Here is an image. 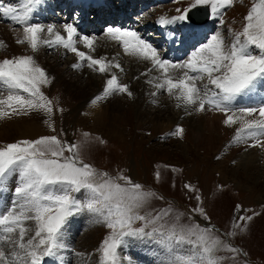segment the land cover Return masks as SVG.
<instances>
[{
    "label": "snow or ice",
    "instance_id": "6c2138e0",
    "mask_svg": "<svg viewBox=\"0 0 264 264\" xmlns=\"http://www.w3.org/2000/svg\"><path fill=\"white\" fill-rule=\"evenodd\" d=\"M44 2L23 0V7L18 8L0 0V15L22 29L16 43L26 45L32 53L39 52L42 46L52 50L63 48L78 58V62L72 65L74 69L86 65L94 72L107 75L102 92L90 101L91 108H99L113 95L131 97L129 86L121 83L112 71H124L116 58L91 54L96 51V37L82 34L73 23H65L61 31L55 25L33 22V14ZM234 2L194 0L182 11L178 8V16H162L158 23L167 26L185 22L194 29L195 22L189 13L207 6L210 8L209 18L219 19L222 25L221 10L233 6ZM244 19L242 31L232 33L231 43L225 42L221 32H213L205 42L197 41L199 47L183 62L164 58L157 46L135 29L109 24L104 34L122 48L124 55L149 63L148 72H159L154 78L157 91L152 96L160 91L166 92L187 116L222 113L225 126L239 125L228 147L243 144L245 150L252 147L264 149V99L258 106H238L241 101L256 96L259 87L264 85V0L253 4ZM44 35L47 38H43ZM195 35V31H191L180 42L185 43ZM78 43L89 51H81ZM5 46L0 41V47ZM205 80L206 83H201ZM52 83L53 79L37 63L34 55L0 60V86L7 90V95L0 98V119L42 113L46 117L44 122L55 132L54 117L63 109L42 90ZM185 131L177 124L168 136L182 140ZM82 135L84 139L78 142L47 135L34 140H19L0 148V192L7 190L11 177L16 178L11 203L0 200V264H45V258L54 257L63 249L74 256H84V253L70 248L64 239L70 219L84 214L93 224L108 230L96 250L100 257L97 264H124L125 261L132 264L131 258L122 257L121 252L136 243L159 248L161 258L158 264H223L225 260L240 264L239 258L248 255L230 241L244 234L259 213L244 215L251 210L238 204L229 229L217 234L202 206L201 195L191 197L197 204L187 213L179 212L171 205L151 208L153 200L164 198L123 173L111 177L99 172L81 158L91 143H106L98 135L93 137L87 132ZM156 178H160L159 173ZM218 187L221 191L224 188L223 185ZM184 188L191 193L197 192L190 183ZM78 193L82 198L77 197ZM197 217L206 223L201 224ZM185 218L187 223L183 222ZM29 221L34 227L28 226ZM221 251L230 255L218 256Z\"/></svg>",
    "mask_w": 264,
    "mask_h": 264
},
{
    "label": "rangeland",
    "instance_id": "374dc122",
    "mask_svg": "<svg viewBox=\"0 0 264 264\" xmlns=\"http://www.w3.org/2000/svg\"><path fill=\"white\" fill-rule=\"evenodd\" d=\"M68 1L69 0H45V4H43L44 8H39L38 11L33 14V16H35L33 17V22L44 25H55L62 31V25L75 22V20L81 17L85 12L82 1L76 2L74 0L77 4H75L71 10H69V6L72 5L73 2L71 1L68 3ZM4 2L13 6L19 3L18 0H4ZM56 2H63V8H66L65 11H62L60 8L58 9L60 6ZM107 2L108 5H110L109 3H114V0H108ZM193 2L194 0H179V2H177V0H168V2L158 3V1L155 0L153 1V5L149 1L146 4L147 6L145 5L146 10H139L138 8V10L133 11L134 13L131 14V16L134 18L146 13L142 20L145 28L144 30L138 31L141 35L145 32L146 36L143 37L146 39L148 36H152L154 32L158 31L160 25L158 20L160 17L164 16L171 18L178 16L180 14L176 11L178 8L182 11ZM255 3H258V0H235L233 6L222 9L221 15L223 24L221 25L219 19H211L207 27H205V30L210 28L208 34H206L208 35L207 37H210L213 32L219 31L224 36L225 42L231 43L232 33L242 31L245 24L244 18ZM142 5H144V3ZM138 6H136V8ZM94 14H96V11L95 13H93V11H89L88 13L89 22L92 27L85 29V34L80 32L89 37H96V42L105 41L107 45L112 47V52L113 50L114 53L117 51L118 55L115 53L116 60L124 69L123 72L120 71L121 74L120 72L118 73L120 75L114 72L119 77L120 82L123 84L130 82V72L129 69H127L128 60L135 62L138 66L144 64L148 72L151 65H147V62H136L134 58L124 55L122 48L104 34L105 29H103V27L105 25L115 24V22L118 23V20L107 15L103 19L104 23L102 26L98 28L99 30L94 32L92 29L98 27V25H96L98 24V20L103 18V16L100 18L97 16L94 19ZM111 15L114 16V14ZM36 17L38 19H35ZM63 19H67L68 22H65ZM178 23L179 22L174 23L173 27ZM0 26H5L6 29L9 28L6 34L11 35L12 38L22 35L20 26L15 22H8V20H5L4 16L0 19ZM169 26H172V24H169ZM150 28H154V31H151ZM177 28L179 29V27ZM160 38L161 39H158L154 45H159L158 50L161 48L168 49L167 44L163 46L160 44L163 37L160 36ZM204 41L201 40L200 43ZM82 45V43H78L77 47L81 51L87 52V49L82 47ZM14 47L18 49V54L16 56L32 55L30 49H24L25 45H19L16 41L14 42ZM252 51L257 52L258 50L252 49ZM53 53H56V50L51 53H44L46 55L38 59L37 63L43 67L49 77L53 79V83L48 87H44L42 90L50 99L54 100V103L58 101L57 107L63 109L62 113L57 112L54 117L56 131L53 132L48 124L44 122L46 117L42 113H32L25 117H43L40 118L38 122L40 126L47 127V133L45 132L44 134H26L25 129L20 125L26 126L28 123L19 121V116L12 117L11 119H0V148L19 140H34L47 135H57L62 140L70 142L82 141L84 139L82 133L84 132L90 133L93 137L98 135L106 141V143L100 144L98 141L91 143L82 152L81 158L84 159L86 163L91 164L99 172L107 173L111 177H116L118 174L123 173L131 177L133 182L140 183L146 189H151L155 191L158 196L164 198L163 200H153L151 208L160 209L171 205L175 210L187 213L189 209L195 207L197 204V201L191 197L198 194L203 198L202 206L206 209L211 218L210 222L213 221L211 224H216L223 232H226L233 222V218L237 213L236 205L239 204L242 205L244 209L251 210L244 212V215H252L253 212L259 213L260 215L254 216L253 220L249 223L248 230L230 242L248 254L246 257L241 256L239 258L240 264H264V149L252 147L245 150L244 145L241 150L234 151L237 145L233 144L231 147H228V149L223 148L227 140H232V132H230V135L228 134L226 138H223L224 134L212 130L211 134L214 135L213 138L220 139L218 145H216L217 141H209L207 139L210 133L208 131L200 133L202 134L200 136L193 135L191 137V131L189 127L187 128L186 126L187 116H182L179 112L174 110V107L170 108L172 116L183 117V119L178 123L175 121L172 123L173 125L170 126H176L177 124L182 125L186 130L184 139L181 140L173 136H168V133L174 131L175 127L167 129L166 133L160 136L156 134V129L154 130L152 128L154 125L148 128L149 123L146 122L141 124L143 122L137 114V111L138 113L141 111L146 114L145 116L148 115L150 118L151 116L154 117V115H160L162 117V119H160L161 121L165 117V120L162 121L163 125H168V122H166L168 121V114L165 113V116L158 114L157 111L159 108L153 106L154 104L146 105L147 96H144L145 98L143 97L142 108L137 109L135 105H133L134 102L132 98L127 94L113 95L114 101H117L121 109L119 111V120L112 125H115V129L121 131L122 137L112 138L108 136V134H105L107 131L106 126L111 125V121L108 119H103V126L100 125L102 126H99L100 131L97 130L96 132L94 131L96 129L93 130L96 124L95 122L86 120L83 117L84 115H77L78 112H81V108L79 106V101L75 100L76 98L71 91V88H73L72 85L74 84L78 87H84L86 85L88 80L81 72H83V69H87V66L84 65L78 70H71L72 73L68 72V76L64 74V72L67 71L66 62H70L74 54L65 51L63 57L58 59L56 65L52 58ZM190 53L185 54L181 60L174 59L173 62L186 61L189 59ZM5 57L10 58L12 56H10V53L6 52L4 48L0 47V60ZM164 58L166 57L164 56ZM51 67L55 69L53 71L55 76H63L65 82L69 84L64 86L61 84V81L54 83L55 76L50 73ZM114 70L116 71V69ZM87 71L88 75L98 83L96 86L90 85L93 90L92 94L94 95V93L96 94L98 89L102 88L104 85L106 76L105 74L91 71L89 68ZM152 73L153 78L159 75L157 71H152ZM206 82L205 80L201 83ZM133 84L136 85V83ZM158 94L161 95V97L158 98L157 96L155 100L158 102L160 101V104L164 105V103L166 104L169 102L173 104L177 103L174 98L169 100L170 96L164 91ZM5 95H7V90L0 86V96ZM88 108L91 107L89 106ZM201 115L204 117V113ZM20 118L24 119V116L19 117V119ZM28 127L31 128L32 126ZM157 129L160 131V126H158ZM215 147L217 149L213 151ZM65 155H67V153H65ZM217 157H219V159H217ZM246 159H253L255 165L254 169L245 170L246 168L244 166L246 164ZM233 161L236 163L233 164ZM157 173L160 175L159 179L156 178ZM186 183L192 184L197 189V192H188L184 188ZM15 184L16 178L14 177L13 181L10 178L7 183V190L0 192V200L7 203L9 202V196ZM220 185L224 186L222 191L218 187ZM76 195L78 198H82L81 194L78 193ZM197 220H200V223L201 221L206 222L200 217H197ZM183 222L187 223V219L185 218ZM27 224L30 227H34V223L31 221L27 222ZM107 233L108 230L105 227L93 224L86 214L71 218L64 239L69 244L70 248L75 249L76 252L84 253L85 255L77 257L72 255L69 250L63 249L60 250L56 256L45 258V264H68V262H71V264H97L100 257L96 250L100 247L101 241L106 237ZM217 234H220V232L217 231ZM62 255L66 256L65 261L62 259ZM86 255L88 256L86 257ZM217 255L229 256L230 254L221 251ZM121 256L130 257L132 264H158L161 258V251L155 245L136 243L125 248L121 252ZM90 258L92 260H90ZM146 259L147 262H145ZM59 260H62V262H59ZM124 264H128V262L125 261ZM223 264H232V262L230 260H225Z\"/></svg>",
    "mask_w": 264,
    "mask_h": 264
},
{
    "label": "bare ground",
    "instance_id": "6f19581e",
    "mask_svg": "<svg viewBox=\"0 0 264 264\" xmlns=\"http://www.w3.org/2000/svg\"><path fill=\"white\" fill-rule=\"evenodd\" d=\"M19 3L18 5H16L18 8H22L23 7V0H18ZM89 1V0H88ZM105 5H107V1L108 0H102ZM151 2V4L154 5L153 1L155 0H120V1H116L114 0V3H109L110 5H107V6H99L98 10H99V13L97 14V16L100 18L101 16H103L102 19H100L99 23L102 24L103 22V19L105 18V16H107L109 13L112 14V10H115V14L116 12L118 11H124L127 12V11H130V7L133 6V5H138V4H142L144 3V5H146L148 2ZM57 4H59L60 7L63 6V2L62 3H58L56 2ZM45 4V3H43ZM43 4L38 6L37 7V10L36 12L38 11L39 8H44L43 7ZM117 4V6H116ZM52 5V4H51ZM147 6V5H146ZM52 7V6H51ZM64 7V6H63ZM139 7V6H138ZM49 8V7H48ZM149 8V7H147ZM59 9V8H58ZM45 15V14H44ZM146 15V13L142 14V18ZM35 17V16H33ZM115 17V15H114ZM140 17V18H141ZM5 20H8V22L10 23H13L14 21L10 20L9 18L7 17H4ZM112 18V16H111ZM206 23V22H205ZM140 24L144 25L143 22L140 21ZM44 25V24H42ZM98 25V24H97ZM78 26V30L81 31V32H85L84 30H82V28L80 27V25H77ZM106 26V25H105ZM108 26V25H107ZM174 24H172V26L170 27H173ZM207 27V26H206ZM98 28V27H97ZM9 29V28H8ZM5 26L1 27L0 26V41H3L4 44L6 45L5 47H2L5 49L6 52H9L10 53V56H16L18 54V49H15L16 47H14V42L20 38V37H16V38H12L11 35H7L6 32L7 30ZM187 30L188 29H192L190 27H187L186 28ZM194 29L197 31V36H195L194 38L197 39V38H202V31L205 30V27H203L202 29L199 28V27H194ZM208 29V28H207ZM43 38H47L46 35L43 36ZM205 39L202 38V41H204ZM99 41V40H97ZM111 45V44H110ZM114 46V45H112ZM193 46V45H192ZM82 47H84L82 45ZM96 51L94 53H91L92 55L94 56H105V57H108L109 59L111 58H116V55L115 53H117V51L114 53V50L112 52V47L107 45L105 41L101 42H96ZM23 48V47H22ZM85 48V47H84ZM115 48V47H114ZM24 49H29L26 45L24 47ZM175 49V47H174ZM89 50L87 49V52ZM162 55L163 57L165 56V52L166 51H162ZM48 52H54V50L52 49H49L48 47L46 46H42L39 50V52L37 53H32V55H34V58L36 59V61L38 59H40L42 56L46 55L44 53H48ZM65 53V50L63 48H59L58 50H56V53H53L52 54V58L54 59V63H58V59L62 58L63 55ZM118 55V53H117ZM178 53H174L172 54V58H175L176 57H179L177 56ZM56 57V58H54ZM126 57V56H125ZM121 58V57H119ZM120 60V59H119ZM136 62H138L137 60H135ZM78 62V58L74 55L73 59L70 61V62H66V65H67V71L64 72V74L68 75V72L72 73L71 70H75L72 65L77 63ZM127 69H129V75L131 77L130 79V82H126V84L129 86V90L132 92V101L134 102L133 105H135V107L138 109V108H142V101H143V97L144 96H147L148 99H147V102H146V105H152L154 104L153 106H157L159 109L157 111L158 114H162L163 116H165V113L168 114V122L167 124L168 125H163L162 121L165 120V117L163 118V120L161 121L160 119H162V117L160 115H154V117L151 116V118L147 115L145 116L146 114L144 112H139L137 111V114L138 116L140 117L141 121L143 123L141 124H144V123H149L148 125V128L151 127V125H154L152 126V128L156 131V134H159L160 136L161 135H164L167 131V129H172V127H176V126H170V125H173L172 123H174L175 121L180 122L181 121V117H174L172 116V114L170 113V108L171 107H174V110H176L177 112H179L182 116H185V113H184V110L182 108L178 109L176 107V103L173 104L172 102H169V103H164L163 104H160V101H156L155 98L158 96L161 97V95H159L158 92L156 96H152L151 94L153 92H156L157 90L155 89L154 87V83L156 82L154 80V78L152 77L153 73L155 72H147V67L144 66V64H141L140 66H138V64H136L135 62L131 61V60H128V63H127ZM147 65H150L147 63ZM126 67V66H125ZM150 67V66H149ZM123 68V67H122ZM88 69V68H87ZM87 69H83V72H81V74L84 75V77L86 76V79L88 80L86 85L84 87H78L76 86L75 84L72 85L73 88H71V91L74 95V97L76 98L75 100L79 101V106H80V113L78 112L77 115H84L83 117L86 119V120H92L93 122H95V126L93 128L96 129L94 131L97 132V130H99V126L102 125V122L105 120V119H108L109 121H111V125L109 126H106L107 127V131L105 132V134H108V136H111L112 138H120L122 137L121 136V131H119L118 129H115V125H112L114 122H117L119 120V111H120V107L118 104H117V101L115 100L114 101V96H111L107 101H105L99 108H88L89 107V104H90V101L91 99L100 94L103 90V87L105 86V81H104V85L102 86V88L98 89V91L96 92V94L94 93V95L92 94V89L90 87V85L92 86H96L98 83L93 79L91 78V76L88 75V71ZM55 69L53 67H51V70H50V73L54 75V71ZM78 70V69H77ZM90 70V69H89ZM92 71V70H91ZM113 73L116 72L117 74L120 72L118 69H116V71L113 69L112 70ZM77 72V71H76ZM56 73V72H55ZM142 73H147L146 75H142ZM152 73V74H151ZM121 74V72H120ZM118 74V75H120ZM156 74V73H155ZM106 79L108 78L107 75H105ZM155 77V76H154ZM119 78V77H118ZM97 80V79H96ZM153 81V83H149V81ZM61 81V84L66 86L68 85L69 83L65 82L64 80V77L63 76H55V79H54V83L55 82H60ZM133 83H136V85H134ZM133 84V85H132ZM71 86V87H72ZM70 90V89H69ZM6 96V95H5ZM3 96H0V98H2ZM145 98V97H144ZM171 99H173L172 97H169ZM166 100V98H165ZM155 101V103L153 102ZM247 99L246 100H243L242 103H247ZM250 102V100H249ZM116 103V104H115ZM241 104V102H240ZM145 105V104H144ZM78 107V106H77ZM83 108V109H82ZM78 109V108H77ZM70 110V109H69ZM156 112V111H155ZM156 113V114H157ZM202 113H193V115L191 116H187V123H186V126L187 128L189 127L190 131H191V137L193 135H202L200 133H203L205 131H208L210 132L209 133V136H208V140L209 141H217L216 145H218L220 139L217 138V139H214V135L211 134L212 133V130L214 132H219L220 134H224L223 135V138L227 137V135L232 132V140L234 138V135H235V129L237 127H239V125H236V126H233V127H228L225 126L223 124V119H224V115L222 113H215V112H206L204 113V117L201 115ZM159 116V117H158ZM19 117H22V116H19ZM18 117V120L19 121H22V122H26L28 123V125L24 126V125H20L22 128L25 129V133L26 134H34V133H45L47 131V127H42V125L40 126L39 125V120L40 118H43L41 116H37V117H30V118H26L24 116V119L20 118L19 119ZM104 119V120H103ZM5 122V121H4ZM2 122V123H4ZM80 122V121H79ZM161 125H160V124ZM43 124V123H42ZM94 124V123H93ZM108 125V124H107ZM157 125V126H155ZM28 126H32L31 128H29ZM103 126V125H102ZM100 126V127H102ZM150 126V127H149ZM160 126V131H158L157 127ZM161 126H164V127H161ZM100 131V130H99ZM47 133V132H46ZM230 135V134H229ZM200 138V137H198ZM205 138V137H204ZM195 139V138H194ZM231 139L228 141L227 140V143L224 144L223 148L225 149H228V144H230V142L232 141ZM194 141V140H193ZM233 145H237V148L234 150V151H238V150H241L243 148V144H233ZM216 147L213 149V151H216ZM246 153V152H245ZM244 153V154H245ZM254 161L253 159H246V164H245V170L248 171L251 170V169H254ZM251 173V172H250ZM14 177H11V180L13 181ZM15 182V181H14ZM80 222V221H79ZM32 224V223H31ZM88 255H86L87 257ZM92 257V256H91ZM62 259L63 261L66 260V256L65 255H62ZM90 260H92L90 258ZM62 262V260H59V262ZM145 262H147V259L145 260Z\"/></svg>",
    "mask_w": 264,
    "mask_h": 264
},
{
    "label": "water",
    "instance_id": "95a60500",
    "mask_svg": "<svg viewBox=\"0 0 264 264\" xmlns=\"http://www.w3.org/2000/svg\"><path fill=\"white\" fill-rule=\"evenodd\" d=\"M195 12H197V11H196V10H192V12L189 13V16L192 18V20H193L194 22L199 23V22H203V21L206 20V18H207L206 16H205L202 20H200L202 17H201L199 20L194 19V17H193L192 15H193Z\"/></svg>",
    "mask_w": 264,
    "mask_h": 264
}]
</instances>
